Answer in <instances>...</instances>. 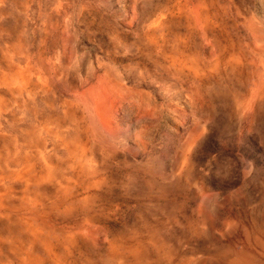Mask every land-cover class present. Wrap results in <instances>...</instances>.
<instances>
[{"label":"rangeland","instance_id":"1","mask_svg":"<svg viewBox=\"0 0 264 264\" xmlns=\"http://www.w3.org/2000/svg\"><path fill=\"white\" fill-rule=\"evenodd\" d=\"M0 264H264V0H0Z\"/></svg>","mask_w":264,"mask_h":264}]
</instances>
